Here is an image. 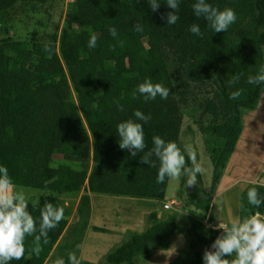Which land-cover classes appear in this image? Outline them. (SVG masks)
I'll return each mask as SVG.
<instances>
[{"label":"trees","instance_id":"16d2710c","mask_svg":"<svg viewBox=\"0 0 264 264\" xmlns=\"http://www.w3.org/2000/svg\"><path fill=\"white\" fill-rule=\"evenodd\" d=\"M18 1L0 0V12L7 14ZM207 2L235 10L237 20L227 32L213 33L207 21L196 17L195 0H180L174 25L161 19V13L171 11L166 3L152 12L147 0H72L58 46L55 33L0 40V165L8 168L14 185L52 192L41 197L37 207L29 204L37 224L45 203L65 206L60 195L77 193L85 183L90 193L164 199L169 178L157 183L159 162L153 157L156 167H152L140 162L144 153L132 157L120 149L117 125L135 119L133 113L139 109L151 116L147 123L141 122L145 152L156 135L180 147L184 106L194 91L202 95L196 108L209 118L207 124L200 120L198 125L212 165L211 190L216 189L242 131V110L257 105L264 85L247 82L264 68V0ZM136 23L143 31H134ZM192 24L200 25L202 38L189 31ZM110 26L117 29V37L109 34ZM92 34L98 37L95 49L87 47ZM45 44L53 49L51 54ZM236 75L239 82L229 85ZM146 79L168 87L169 97L145 101L137 93L134 98ZM237 89H243L241 96L230 99ZM73 92L79 95L78 103ZM56 153L80 159V167L51 169ZM252 187L264 197V184H249L240 194L243 218L264 215V205L256 208L248 203ZM185 202L200 209L208 204L194 196ZM70 212L66 205L65 217L49 232L48 242L41 240L39 256L32 252L34 237H27L23 259L11 264H43ZM147 221L149 228L128 230L106 252L105 264H138V257L147 261L157 248H167L179 229L177 221L173 216L160 220L154 212ZM202 255V250L194 258L181 255L169 264H203Z\"/></svg>","mask_w":264,"mask_h":264},{"label":"rangeland","instance_id":"374dc122","mask_svg":"<svg viewBox=\"0 0 264 264\" xmlns=\"http://www.w3.org/2000/svg\"><path fill=\"white\" fill-rule=\"evenodd\" d=\"M71 6L72 1L70 0H19L7 14L0 12V40L5 38L24 40L55 33L57 34L58 46L64 20ZM205 89V87H202V90ZM193 93V96L189 97V104L184 106L179 145L182 150L194 148L197 151V159L205 168V173L200 175V179L197 178L198 183L194 187L186 186L187 177L183 175L178 179H169L165 195L166 204H169V208L163 209V201L161 200H156V202L152 199L154 203H150L152 209H156L155 211L159 215H163L160 220L173 216L179 224V229L171 235L168 246L164 249L170 250V256L172 257L170 263L178 256L186 255L194 258L197 251L202 250L204 252L206 248L210 249L216 237L222 235V230L215 228L218 223L217 213L226 222L234 219H245L240 214L238 215L239 203L237 198L230 194L226 196L225 188L229 182H226V185L223 183L222 187H219L218 183L216 189L211 190L212 165L204 143L205 135L200 132L198 125L200 120L207 124L209 118L202 109L196 108L197 105L195 106L201 100L202 95L198 91ZM73 98L77 103L79 102V95L76 92H73ZM235 152L237 155L235 158L233 157V177H240L239 181L242 184L246 181L249 184L259 183L256 177L264 169V85L257 105L253 109L242 110V131L233 150V156ZM250 152L253 153L254 160L243 158L242 161H239L241 156H249ZM239 156L240 158L236 159ZM59 165L78 169L81 161L72 156L56 153L50 163V168L53 169ZM92 166L91 156L88 164L89 172ZM256 169H258V172ZM240 187H237V189ZM22 188L25 189L28 195L29 204L43 196L52 194V192L46 190ZM82 189H86V183L82 186ZM76 196L77 193H67L60 195V198L71 209ZM192 196L196 200L206 199L208 202L206 208L200 209L186 203L185 200ZM86 198V196L83 197L82 206L75 218L72 219L68 232L56 251L58 253L57 259H64L65 264H68L69 253L75 252L78 258L82 256L95 258V254L102 246L108 242L111 243V239L116 235L121 236L118 232L105 231L104 229L95 230L92 226L105 228L107 226L105 223H110L111 218H115V215L122 214L124 208H121V206L117 208V204L105 205L96 212H92L89 205L85 204L87 210L83 207ZM136 204L140 203L137 202ZM134 208L132 210L139 213L138 219L133 221H137L134 226L135 230H146L151 225L147 221L148 214H145L142 208ZM70 220L71 214L67 223ZM159 249L161 247L156 250ZM226 258L231 259V257ZM137 261L142 263L145 258L140 256Z\"/></svg>","mask_w":264,"mask_h":264},{"label":"clouds","instance_id":"9594fccd","mask_svg":"<svg viewBox=\"0 0 264 264\" xmlns=\"http://www.w3.org/2000/svg\"><path fill=\"white\" fill-rule=\"evenodd\" d=\"M152 12H157L161 3H166L171 11L161 13V19L168 25H174L179 20L180 0H147ZM196 17H202L207 21V26L213 33L227 32L236 20L237 15L234 9L226 7L223 10L213 7L207 0H195L192 5ZM134 31H143V26L139 23L133 25ZM189 31L203 37L204 32L199 24H192ZM109 34L117 37V29L114 26L108 28ZM98 37L92 34L88 40L87 47L95 49ZM45 51L52 53L53 49L45 44ZM240 76H234L228 83L233 85L238 83ZM249 84H264V68L247 79ZM243 89H237L230 93V99H238ZM139 94L145 101L155 100L157 97L167 99L170 89L161 83L153 84L150 79L140 83L133 93V97ZM118 107H121L118 105ZM121 110L123 108L121 107ZM135 119L129 118L117 125L119 137V147L130 152L132 157L139 153L140 162L156 167L153 157L159 162L157 173V183H164L166 178L187 177L186 186H197V176L205 173V168L197 159V151L194 148L181 150L176 142H166L159 135L152 137V147L145 152L147 147L143 123H147L151 116L146 115L139 109L133 113ZM143 122V123H141ZM190 161V166H189ZM248 203L256 208L264 205V197L258 192L256 187L247 191ZM39 200L32 201V206L37 207ZM65 206L45 203L40 210V220L30 214L29 198L22 187L14 185L12 177L6 166L0 165V264H11L12 261L22 260L27 237H34L35 247L32 252L39 256L42 251L41 240L47 243L49 232L55 229L65 217ZM217 230H222V235L218 236L212 243L211 249H205L202 255L204 264H264V215L256 213L243 220L234 219L225 222L217 216ZM38 233V234H37ZM226 257H231L228 259ZM55 264H65V260L58 258ZM68 264H82L75 252L69 253Z\"/></svg>","mask_w":264,"mask_h":264},{"label":"crops","instance_id":"0c3cea01","mask_svg":"<svg viewBox=\"0 0 264 264\" xmlns=\"http://www.w3.org/2000/svg\"><path fill=\"white\" fill-rule=\"evenodd\" d=\"M236 155H237V153L235 152L234 156H233V152H232V154L229 158V161L227 162V165L225 167V170L222 174V177L220 179L219 187H222L223 183H225V185H226L227 184L226 182H229V184H227V187L225 188V191L227 192L226 196L230 194V195H233L237 198L238 203H239V205H238V215H239L240 214V194L249 185V183H247V181H246V183L242 184L241 181H239L240 177H233V172H232L233 157L235 158ZM248 155L249 156H246V157L241 156V158L239 156L236 159L240 158L239 161H242L243 158H248V159L254 160L253 159V153L250 152ZM256 171L258 172V169H256ZM260 173L261 174H259L258 177H256V179L258 178L257 179L258 182L261 184H264V169H262L260 171ZM237 187H240V188L237 189ZM85 196L87 197L86 200H84V205H83L85 210H87L85 208L86 205H89V209L92 212H96L98 209L104 207L105 205H114V204L118 205L117 208H119V206H121V208H124V210H122V214L115 215V218L114 217L111 218L112 221L110 223H105L107 225V226H105V228L92 226V228H94L95 230H103L104 229L105 231H110V232L114 231V232L120 233L121 236L116 235V237L111 239V243L108 242L107 244L102 246L98 250V252L95 254V256H96L95 258L82 256L79 258L81 260H86V261L93 262V263L105 264L103 257L106 254V252L112 246L121 242L124 239L125 234L128 230H135L134 226H135L137 221L136 222H133V221L138 219L139 213L132 210V208H134V207L135 208H142L143 212L145 214L146 213L150 214L151 212H154L158 215L159 218H161L163 216V215H159L155 211L156 209H152L151 204H150V203H154L153 202L154 200L160 201L159 199L149 200V199H141V198H134V197H128V196L95 194V193L88 192L86 189H82L79 192H77V196H76V199L74 201V205L70 209L71 220L67 223L65 229L61 233L60 237L56 241L55 245L53 246L51 252L47 256V258L45 259L43 264H55V260L57 259V256H58V253L56 252L58 249V246L60 245L62 240L65 238V236L68 232L70 223L72 222V219L75 218L76 214L79 211V208L82 206L81 203H82L83 197H85ZM136 199H141V200H136ZM161 201H163L162 207H163V209H165L164 204H166V197H164V199H162ZM137 202H139L140 204L135 205V203H137ZM216 203H217V199H216ZM217 216H218V213H217ZM223 220L225 221V219H223ZM169 256H170V250L159 249V250H156L150 256V258L147 261H144V262L138 263V264H169L171 261L170 258H172L171 256L170 257Z\"/></svg>","mask_w":264,"mask_h":264},{"label":"built area","instance_id":"2783aa9c","mask_svg":"<svg viewBox=\"0 0 264 264\" xmlns=\"http://www.w3.org/2000/svg\"><path fill=\"white\" fill-rule=\"evenodd\" d=\"M70 1H72V0H70ZM164 208L166 209V208H169V204H164Z\"/></svg>","mask_w":264,"mask_h":264},{"label":"water","instance_id":"95a60500","mask_svg":"<svg viewBox=\"0 0 264 264\" xmlns=\"http://www.w3.org/2000/svg\"><path fill=\"white\" fill-rule=\"evenodd\" d=\"M218 236H219V235H218ZM218 236H217V237H218ZM217 237H216V238H217ZM209 250H212V249H211V247H210V249H209Z\"/></svg>","mask_w":264,"mask_h":264}]
</instances>
